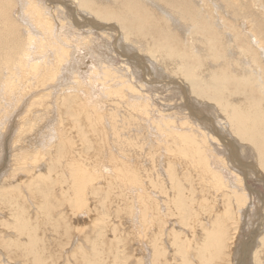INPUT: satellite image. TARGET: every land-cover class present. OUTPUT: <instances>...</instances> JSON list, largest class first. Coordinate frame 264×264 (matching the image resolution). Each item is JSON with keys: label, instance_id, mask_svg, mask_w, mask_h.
I'll list each match as a JSON object with an SVG mask.
<instances>
[{"label": "bare ground", "instance_id": "6f19581e", "mask_svg": "<svg viewBox=\"0 0 264 264\" xmlns=\"http://www.w3.org/2000/svg\"><path fill=\"white\" fill-rule=\"evenodd\" d=\"M188 2L0 0V141L10 138L8 148L16 149V152L10 158L13 167L8 176L13 179V173H25L28 182L19 184L27 189L29 198L33 199L37 209H42L44 220L41 229L43 236L39 237L37 226L32 223L34 220L31 222L26 217L29 208L20 199L25 198L26 194L18 190V185L13 187V183L1 187L3 190L5 187L18 190L16 194L9 196L0 193V213L6 212V219L1 221L13 224L11 226L9 223L13 231L17 232L16 236L13 234L15 238L22 234L28 238L26 244L10 240L8 243H0L4 255L10 257L9 260H19L16 264H49L46 254L52 247L47 245L48 240L44 238V234L48 231L59 239V236L69 233L68 228L62 226L63 219L67 221L66 219L78 216L80 212L81 215L93 212L92 214L97 215L92 225L95 236L88 237L85 233L83 237L91 251L85 253V247L88 246L81 241V245L77 247L80 254L76 259L77 264H119L120 260L114 254V249L123 248L126 252L130 247L129 242H133L129 238L136 235L138 246L148 255L149 250L142 242L145 237L142 235V228L146 236L148 230L154 231V237L151 234L152 239L149 241L153 249L151 264H170V260L177 264L231 262L229 258L226 259V250L232 232H236L238 221L247 215L250 207L254 206L257 212L260 208L254 191L247 184L245 173L253 166L239 160L233 141L228 140L230 137L227 139L225 134L219 136L215 129L211 130L210 126L208 128L197 120L199 109L185 93L183 104L179 106L185 109V114L180 116L181 120L178 118L180 123L168 118L172 113L168 112L167 116L164 112L170 106L159 103L158 97L153 96L155 92L152 94L149 91L146 82L140 78L141 72H136L135 68H142L145 62L148 63V68L153 70V74L149 75L150 83H156L158 78L163 81L166 78L163 74L168 70V75L182 78V81L168 80L169 83L174 82L183 91L186 86L190 94L199 101L214 102L224 115L226 129L229 128L228 131L239 142L252 148L256 167L264 173V37H261L264 29L259 31L264 21L255 15H252V22L256 23L254 27L250 25L252 22L238 24L236 21L240 32H235L232 36L225 29L230 28L231 31L235 22H232V26L229 18L218 14L216 19L220 25L215 22L218 28L214 29L209 18L211 13L198 19ZM260 2L262 3L261 0ZM57 3L60 8L55 7ZM71 6H74V11L70 9ZM230 8L225 9L230 11ZM170 13L175 14L176 19L184 24H176ZM161 14L165 18H161ZM65 18H69L70 22H64ZM220 26L225 29L222 30ZM111 33L116 36L115 43L122 40L130 42L137 46L139 52L149 55L157 63L149 62L151 58L148 60L143 57L140 61L130 50L122 48L121 42L117 49L120 47L122 54L117 55L121 59L125 57L129 69L126 67L121 74V68L113 70L106 65L104 74L100 70L98 72L97 67L100 65L97 66L94 59L97 60L98 55H90L92 45L99 49L98 42H104L101 36L111 38ZM121 33L123 39L119 36ZM235 34L239 35V40ZM242 35L249 37L252 44L249 40L243 43ZM160 64L165 70L163 74ZM91 66L94 72L87 69ZM138 83L141 87H137ZM93 86L96 91L91 89ZM108 96H111L109 98L114 106L109 109L105 101ZM203 105L206 106L201 104ZM155 112L162 120V124L156 128L164 139L161 147L170 157H164L165 178L170 182V190L163 183L158 188L157 180H152V173L149 174L152 170L138 168V163L130 159L132 153L144 150L146 141L143 143L139 140L140 136L127 134L133 129L142 128L139 116L150 118L151 113ZM15 119L17 123L14 130L10 129L13 130L10 137L11 132L7 134L6 130ZM39 122L42 123L41 127ZM211 141L223 142V152L226 153L224 157H218ZM151 151H147V156L154 167L158 159L154 163L156 153L154 150L153 156ZM40 162L45 164V174L41 171V174H34L35 169L41 166ZM257 176L263 180L261 174L258 173ZM32 177H44L48 180L43 187H39L38 181L36 180L38 184L34 183L32 179L35 178ZM9 192L10 190L5 193ZM155 193L165 195L166 201L161 203L163 199L158 200L160 198L154 196ZM114 198L122 202L117 206L119 213L126 208L123 212L127 214V223L129 227L132 226L133 232L132 235L128 234V239L120 241L116 238V244L108 247L103 239L105 215H100V206L105 205L102 203L104 201L112 204ZM89 202L93 206L88 205ZM216 202L221 204V214L218 209L219 212L213 216ZM263 202L262 200L261 207L264 209ZM136 210L142 226L134 228L131 224H134L132 218ZM54 213L62 216V223L51 220ZM117 215L116 218L120 221L122 217ZM167 217H175L196 239L200 237L199 229L202 232L201 240H194L189 248L180 236V233L186 231L173 227L167 233L168 243L173 248L172 259L167 258L169 247L163 241L165 238L162 240L166 233L164 225L168 223ZM35 220L37 221L36 218ZM79 224L77 223L78 226ZM112 232L118 233L115 226ZM251 243L252 240L244 244L242 242V253L237 252L238 258L233 260V264L245 262ZM126 253V258L123 257L125 264H141L142 258L146 256H142L137 263L135 260L138 254L134 257L128 251ZM252 259L254 264H264V234L258 240Z\"/></svg>", "mask_w": 264, "mask_h": 264}, {"label": "rangeland", "instance_id": "374dc122", "mask_svg": "<svg viewBox=\"0 0 264 264\" xmlns=\"http://www.w3.org/2000/svg\"><path fill=\"white\" fill-rule=\"evenodd\" d=\"M58 1V0H57ZM59 1H65V0H59ZM185 1V2H184ZM187 1H189L187 4H188V6L190 7L191 6V10H192V12H196V13H194V15H196V17H198V19L201 17V16H208V14L209 13H211V14H209L210 15V19H211V21H210V23L212 24V26L214 27V29H216L215 27H217L218 28V26H216L215 25V22H216V24L217 25H220L219 23H218V20L216 19V18H218V14L219 15H222V16H224V18H229V22H230V24L233 22H235L234 24L232 23V26L233 27H231V31H229V29L230 28H228V29H225V28H222L221 26V29L222 30H227L228 32H230V33H232V36H234L233 35V33H238L239 34V32H240V29L237 27V25L238 24H240V23H249V22H252L253 21V18H252V15H255V16H258V18L259 19H261V20H263L264 21V12H262L263 11V9H264V0H261L262 1V3L260 2V0H213V3H212V0H187ZM186 0H179V2L180 3H186L187 2ZM223 1V2H222ZM227 1V2H226ZM239 1V2H238ZM204 2V3H203ZM216 2H217V4H216ZM222 2V3H221ZM236 2V3H235ZM251 2H254L253 4H251ZM155 3H157V1H155ZM193 3V4H192ZM233 3V4H232ZM186 4V5H187ZM194 4H198L199 6L197 7V5L195 6ZM201 4V5H200ZM206 4H207V6H206ZM216 4V5H215ZM222 4V5H221ZM225 4H226V6H225ZM230 4V5H229ZM251 4V5H250ZM59 5L60 4H56L55 5V7H59ZM158 5H160L161 7H164L162 4H158ZM212 5V6H211ZM241 5V6H240ZM195 8H193V7ZM232 6V7H231ZM252 6V7H251ZM254 6V7H253ZM256 6V7H255ZM69 7V6H68ZM74 7V6H73ZM72 6H71V8L70 9H74ZM202 7H203V9H202ZM206 7V8H205ZM208 7V8H207ZM221 7V8H220ZM231 7V8H230ZM243 7V8H242ZM246 7V8H245ZM60 8V7H59ZM197 8H200L199 10H196ZM224 8V9H223ZM225 8H230L231 10L230 11H228L229 9H225ZM250 8V9H249ZM258 8V9H257ZM219 9H220V11L222 12H220L219 11ZM75 10V9H74ZM73 10V11H74ZM194 10V11H193ZM203 10V11H202ZM212 10V11H211ZM218 10V11H217ZM248 10V11H247ZM60 11H61V9H60ZM198 11H199V13H198ZM202 11V12H201ZM227 11V12H226ZM238 11V12H237ZM63 12H64V10H63ZM220 12V13H219ZM236 12V13H235ZM262 12V13H261ZM202 13V14H201ZM225 13V14H224ZM252 13V14H251ZM258 13V14H257ZM74 14V13H73ZM193 14V13H192ZM170 15L173 17V19L174 20H176L175 21V23L176 24H178V25H183L184 24V22H182L179 18V20H177L176 18H177V16L175 15V14H172V13H170ZM211 15H213V16H211ZM216 15V16H215ZM242 15V16H241ZM245 15H246V17H245ZM263 17H262V16ZM233 16V17H232ZM237 18H236V17ZM261 16V17H260ZM160 17L161 18H165L164 17V15H160ZM208 18V17H207ZM215 20V21H214ZM70 22V19L69 18H65V20H64V22ZM236 21H238L237 23H236ZM97 22H99V21H97ZM221 22V21H220ZM99 23H102V22H99ZM253 23V24H252ZM250 25L251 26H255V22H252ZM69 25H70V23H69ZM110 26H111V24H109ZM189 25V24H188ZM263 27V28H262ZM262 27H261V29H259V31L260 30H262V29H264V24L262 25ZM233 29V30H232ZM118 32V31H117ZM262 32H264V30L262 31ZM119 33V32H118ZM114 33H111V38H109V37H107V36H104V35H102V34H98V35H102L101 37H102V39H103V41L104 42H102V43H100V42H98V44H97V47H99V49H96L93 45H92V52L90 53V55L91 56H93L95 53L98 55L97 56V60H96V58H94L95 59V62H96V64H97V66L98 65H100V66H98L97 68H98V72H99V70L101 71V73H103L104 74V68L105 67H107L106 65H108V67L109 68H111V69H115V68H117V69H119V68H121L122 69V71H121V69H120V73L122 74L124 71H125V69H126V67L128 66V65H126V63H125V57H122L123 59H121V57H119L118 55L119 54H122V51L120 50H118L117 49V46H120V44H121V42H122V48H124L125 50H130L131 51V53H133L140 61H142L141 59H142V57H143V59L144 58H147L148 60L151 58V57H149V55H147V54H144V53H141V52H139V50H138V48H137V46H135V45H133V44H131L130 42H125L124 40H122L121 42L120 41H118V43L116 42L115 43V41H117V40H115L116 39V36H115V34L113 35ZM188 34V33H187ZM187 34H185V36L187 35ZM121 35V38L123 39V35H122V33L121 34H119V36ZM104 36V37H103ZM115 36V37H114ZM235 36H236V38L239 36V35H236L235 34ZM261 37H264V33L261 35ZM242 40H244L243 41V43L245 42V41H248L249 40V42L252 44V41H251V39H249V37H247V36H244V35H242ZM240 39V37H238L237 38V40H239ZM93 40L95 41V38H93ZM127 43V45L125 46V44ZM112 44V45H111ZM131 45V46H130ZM116 47V48H115ZM95 48V49H94ZM106 49V50H105ZM115 50V51H114ZM136 51V52H135ZM112 52V53H111ZM118 54V55H117ZM99 55H101V56H99ZM99 57V58H98ZM103 60H102V59ZM108 58V59H107ZM85 60H88V59H85ZM100 60V61H99ZM151 60H153L152 58L150 59V61L149 62H153V63H157V62H155V60H153V61H151ZM97 61H99V62H97ZM102 61V62H101ZM144 62V61H143ZM105 63V64H104ZM111 63V64H110ZM262 63V62H261ZM144 64H146V66L144 65ZM143 65H142V68H143V70H142V68H138V67H136L137 68V70H136V68H135V71L136 72H138V73H140L141 72V76H140V78L142 79V80H144L145 82H146V86L148 87V88H150L149 89V91H151L152 92V94H153V96H156V97H158V100H159V103L160 104H162V105H167V106H170V107H168L167 109H165V114H167L168 112V114H170V113H172V115L171 116H169L168 118H171L172 120H174V119H176L177 120V123L181 120V117L183 116V114H185V109H182L181 107H179V106H182V104H183V96H184V93H185V96H188L192 101H193V103H194V105H196V107H198V116L196 117L197 118V120L198 121H200V122H202L203 124H205V125H207L208 126V128H209V126H210V129L212 130V129H215V131L218 133V135L219 136H221V134H225L226 135V138L228 139L229 137V139L228 140H230L231 139V141H233V143H234V145H235V147H236V152H237V156H238V158H239V160L241 161V162H243V163H245V164H247V165H251V166H253V168H249L245 173L247 174L246 175V178H247V180H248V182H247V184L249 185V187H250V190H253L254 191V194H255V196L257 197V201H258V205H259V212H257L256 211V209H255V207L254 206H252V207H250L249 209H248V211H247V215H245V216H243L239 221H238V223L237 224H239L238 225V228H237V230H236V232L235 233H233L232 232V234H231V241L229 242V245H230V247H229V245H228V249L226 250V259H228L229 258V260L231 261V262H229V264H233V260L234 259H237L238 258V255H237V252L239 253L240 252V254L242 253V245L244 244V242H247L248 240H252V243H251V247H249V251H248V254H247V256H246V259H245V262L243 263V264H254V261H253V252H254V250L256 249V247H257V245H258V240H259V238L264 234V209H263V207H261L262 205V200L264 201V173H262L260 170H259V168L258 167H256L257 165H256V161H255V157H254V153L251 151L252 150V148H250L249 147V145H245V144H243V143H241V142H239L238 141V139L235 137V136H233L232 134H231V132L230 131H228L229 130V128H227L226 129V127H225V119H223L224 118V115H223V113H221L220 112V109H219V107L218 106H216L215 104H213L214 102H212L211 103V101H206V102H203V100L201 101H199V99L198 98H196L195 96H192L191 94H190V91H189V89L185 86L184 87V91L183 90H181V89H179V86L178 85H176L174 82L177 80V81H182L181 79L182 78H180V77H176V76H172V74H169L168 75V70H166V72H165V70H164V68H163V66L161 65V67L159 66V65H157V67L159 66L160 68H162V74H163V76L164 77H166V78H164L163 79V81H162V79L161 78H158V80L156 81V83L155 82H153V83H150V78H149V75L151 76L152 74H153V70L152 69H149L148 67H149V64L148 63H144ZM148 64V65H147ZM120 65V66H119ZM111 66V67H110ZM93 66H91V67H88L87 69L88 70H94V68H92ZM100 67H101V69H100ZM129 67H131V66H129ZM103 68V69H102ZM128 68V67H127ZM129 69V68H128ZM149 71H150V73H149ZM94 72V71H93ZM98 72H96V73H98ZM147 73V74H146ZM170 73V72H169ZM146 74V75H145ZM143 75V76H142ZM171 75V76H170ZM145 78V79H144ZM178 78V79H177ZM254 79V78H253ZM168 80H173L174 82H170L169 83V81ZM100 84V82H93V84ZM118 83H120V82H118ZM182 83H184V82H182ZM98 84V85H99ZM154 84H155V86H154ZM158 84V85H157ZM164 86H163V85ZM167 84V85H166ZM150 85V86H149ZM153 86V87H152ZM161 86H163V87H161ZM177 86V87H176ZM137 87H141V85L138 83L137 84ZM157 87V88H156ZM178 88V89H177ZM91 89H93V91H96L95 90V86H93V88H91ZM141 89H143V88H141ZM255 89H257L256 87H255ZM162 90V91H161ZM167 90V91H166ZM170 90V91H169ZM97 91H98V89H97ZM144 91V90H143ZM169 91V92H168ZM158 92H160V93H158ZM257 92V91H256ZM168 93V94H167ZM170 93V94H169ZM258 93V92H257ZM182 94V95H181ZM259 95V94H258ZM179 96H181V97H179ZM260 96V95H259ZM111 98V96H108V97H106L105 98V101H106V103H107V108L109 109V108H113L114 106H113V103L111 102V100H110V98ZM192 97H194V98H192ZM261 97V96H260ZM108 99V100H107ZM198 99V100H197ZM237 99V98H236ZM240 99H242V97L240 98ZM118 100H120L119 98H118ZM108 101V102H107ZM180 103H179V102ZM6 102V101H5ZM203 102V103H202ZM112 103V104H111ZM208 103H210L209 105H207ZM200 104V105H199ZM201 104H206V106L205 105H203V106H205V107H203V106H201ZM213 104V105H212ZM201 106V107H200ZM212 106V107H211ZM173 107H176V108H174L173 109ZM217 107V108H216ZM172 108V109H171ZM216 108V109H215ZM213 109V110H212ZM155 110H156V108H155ZM172 111V112H171ZM175 111H177L176 113H174ZM215 111V112H214ZM203 112V113H202ZM121 113H124L123 111H121ZM174 113V114H173ZM157 113L155 112V113H151V116H150V118L148 117V118H144V117H141L140 118V116H139V120H141V126H142V128L141 129H133V131L130 133V134H127L128 136H131L132 134L133 135H137V136H140L141 138H139V140L141 141V142H143V143H145V141H146V143L144 144V150L142 151L143 152V154H142V152L140 153V151H137V152H135V153H132L131 154V156L132 157H134V158H131V156H130V159L133 161H135V163L137 164V165H139L138 166V168L139 167H144V168H149L150 170H152L151 172H149V174H151L152 175V177H151V179L152 180H157V184H158V188H160V185H161V183H163L164 184V186L166 187V188H168L169 190H170V182L165 178V164H166V158L168 157V152L163 148V147H161V145L163 146V144H162V142L164 141V139L163 138H161V135H160V133L158 132V130L156 129V128H158V126H160L161 124H162V120H161V118H160V116L157 114ZM168 114H167V116H168ZM200 114V115H199ZM205 116H204V115ZM175 117H174V116ZM221 115V116H220ZM181 116V117H180ZM215 116V117H214ZM177 117V118H176ZM208 117V118H207ZM180 120H179V119ZM205 118V119H204ZM149 119V120H148ZM160 119V120H159ZM215 119V120H214ZM17 119H15V120H13V123H12V125L11 126H9V129H7L6 130V133L7 134H9L10 132H11V136L10 137H12V134H13V130H14V128H15V124L17 123V121H16ZM153 120L155 121V122H153ZM179 120V121H178ZM145 121V122H144ZM222 122V123H221ZM180 123V122H179ZM214 123V124H213ZM215 123H217V124H215ZM40 124H41V126H42V123H40L39 122V126H40ZM147 124H148V127H147ZM221 124H223V125H221ZM154 125V126H153ZM158 125V126H157ZM216 125H217V127H216ZM40 126V127H41ZM219 126V127H218ZM149 127H150V129H149ZM152 127V128H151ZM11 128H13V130L12 131H10V129ZM223 129V130H222ZM10 131V132H9ZM208 131V130H207ZM149 132H150V134H149ZM158 134H157V133ZM209 132V131H208ZM146 133V134H145ZM142 134V135H141ZM31 135H33V133L31 134ZM34 135H36V134H34ZM132 135V136H133ZM7 136V135H6ZM9 136V135H8ZM232 137V138H231ZM131 138V137H130ZM152 138V139H151ZM10 139V138H9ZM9 139H5V141H0V146H1V150H0V193L1 192H3L4 193V196L6 195H12V194H16V192L19 190H21L24 194H26V196H25V198H20L22 201V203H26V205H27V207L29 208V209H27V211H28V215H26V217L28 218V219H31L30 221L32 222L33 220H34V222H32V223H34V224H36V226H37V230L39 231L38 232V234H39V237H41V236H43L42 235V233H41V229L43 228L42 227V225L44 224V223H42L44 220H43V211H42V209L41 210H38L37 209V206L34 204V202H33V199H30L29 198V195H28V191H27V189L26 188H23V186H22V184H23V182H26L27 181V179H26V175H24L25 173H13V175H14V178L13 179H11V177H9L8 175L11 173V168L13 167V164H11V162H10V158L12 157V153H14V152H16V151H14V150H16V149H9L8 148V145L9 144H7V143H9ZM155 139V140H154ZM160 139V140H159ZM226 140V139H225ZM224 140V141H225ZM162 141V142H161ZM161 142V143H160ZM212 142V145H214V147H215V151L217 152V155H218V157H224L225 155L224 154H226V153H224L223 152V149H224V146L222 145V143L223 142H219V143H215V142H213V141H211ZM152 144V145H151ZM237 144V145H236ZM242 145V146H241ZM149 146V147H148ZM159 146H160V148H159ZM219 146V148H217ZM2 147H3V149H2ZM249 147V148H248ZM162 148H163V150H162ZM157 149H160V150H158L157 151ZM250 149V150H249ZM8 150V151H7ZM11 150V151H10ZM13 150V151H12ZM152 150V151H151ZM154 150H155V153H156V155L154 156ZM164 150H165V152H164ZM147 151L149 152V151H151V152H153V156H154V158H153V161H154V163H156L157 161V165L155 164L154 165V167L153 166H151V161H150V159L148 158V156H147ZM251 151V152H250ZM139 153H140V155H139ZM145 153V154H144ZM135 154V156H133ZM139 155V156H138ZM144 155V156H143ZM138 156V157H137ZM135 157H137V158H135ZM143 158V159H140L139 160V158ZM164 157H165V159H164ZM168 158H170V157H168ZM158 159V160H157ZM137 160V161H136ZM139 160V161H138ZM157 160V161H156ZM165 161V162H164ZM146 162L148 163V164H146ZM41 165V166H40ZM39 168H36L35 169V171H34V174L35 173H40L41 174V172H42V174L44 173L45 174V170H43L44 168H45V164H43V162H40L39 163ZM150 166V167H149ZM250 167V166H249ZM154 169H156V170H154ZM2 170H3V172H2ZM41 171V172H40ZM162 171V172H161ZM179 171H180V168L178 167V169H177V172L179 173ZM260 171V172H259ZM158 172V173H157ZM256 173H257V175H258V173L259 174H261L262 176H263V180L261 181V179L259 178V176H257L256 175ZM158 174H159V176H158ZM163 175V176H162ZM253 175V176H252ZM12 176V175H11ZM53 176V175H52ZM256 176V177H255ZM54 177V176H53ZM258 177V178H257ZM32 178H35V179H32L33 180V182L34 183H37V181H38V183H39V187H43L44 186V184H45V182L48 180V179H44V177H42V178H40V179H42V180H40L39 179V177H38V179H36V177H32ZM256 178V179H255ZM20 180V181H19ZM25 180V181H24ZM35 180V181H34ZM37 180V181H36ZM162 182H161V181ZM168 182H167V181ZM19 182H21L22 184H19ZM28 182V181H27ZM252 182V183H251ZM8 183H13L12 184V186L13 187H16L17 185L19 186V187H17V188H19L18 190H13L12 188H9V187H5L4 188V190L3 189H1V187L2 186H5V185H7ZM17 183V184H16ZM37 183V184H38ZM22 187H21V186ZM158 188H156V190H158ZM10 190V192H9V194L7 193H5V192H8ZM11 191H12V193H11ZM155 192V191H154ZM169 192V191H168ZM170 194H171V191L169 192ZM154 196H156L157 198H160V199H158V200H162L161 201V203H163V201L165 202L166 201V196L165 195H159V194H157V193H155V195ZM21 197V196H20ZM112 197V196H111ZM112 199V198H111ZM111 199H110V201H111ZM32 200V201H31ZM120 200V199H119ZM119 200H117L116 198H114V200L112 201L113 203L112 204H108V203H105V201L104 202H102L103 204H105V205H103V206H100V215H101V213H102V215H105L104 217H103V220H104V218H105V223H104V229H103V239H104V241H106V243L108 244L107 246L109 247V246H112L113 247V245L114 244H116V238L119 240L120 239V241H121V239H123V238H127L128 239V234L129 235H132L131 233L133 232V230H132V226H130L129 227V224L127 223V220H128V218H127V214L125 215V209L126 208H123L124 210V212L123 211H121L120 213H119V210H118V205H119V202L120 203H122L121 201H119ZM91 202H89L88 203V205H90V206H93V204L91 203ZM264 203V202H263ZM110 205H112L111 207H110ZM210 205V204H209ZM221 204H219L218 202H216V204H215V208L213 209V211H215V212H213L212 214H213V216H215L217 213L216 212H219V210H220V213L219 214H221V206H220ZM108 206V207H107ZM34 207V208H33ZM218 207V208H217ZM112 208H114V209H112ZM164 208V207H163ZM33 209H34V211H33ZM110 209H112L111 211H110ZM219 209V210H218ZM263 209V210H262ZM101 210H102V212H101ZM109 210V211H108ZM138 210V209H137ZM134 211V217L132 218L133 219V221H134V224H131V225H133V227L134 228H136L137 226H142L141 225V223H140V220H139V213L137 214V212L138 211ZM164 210V212H166L165 211V209H163ZM39 212V213H38ZM110 212H112L113 214H111ZM2 213V214H1ZM0 213V221L1 220H3V219H6L5 218V216H6V212H1ZM38 213V215L37 216H35L36 214ZM85 213V212H84ZM93 212H91V214H88V215H81V212L79 213V215H80V217H78L77 215L74 217H72L70 220L69 219H66L67 221H64L65 219H63L62 218V216H60V215H57V214H55L54 213V215L52 214V218H51V220H53L55 223H58L59 224V221H61V223H62V219H63V227L65 228V229H67L68 230V232L69 233H67V235H64L63 237H61V236H59L58 238L59 239H57V236L56 237H54L55 235H53L52 236V233H50V232H46L45 234H44V231H43V234H44V238H46V240H48V242H46L47 243V245L48 246H51L52 247V249L50 248V250H49V252H52V253H49V252H47V254H46V256L48 257V263L49 264H54V262H55V264H77V262H76V259H77V257H80V254H79V252L77 251V247L78 246H80L81 245V241L86 245V246H88V244H86V240H85V238H83L86 234L85 233H87L88 235V237H94L95 236V234L92 232L93 231V229H92V225H93V220L95 219V218H97V215L95 216L94 214H92ZM122 213V214H121ZM4 214V215H3ZM34 214V215H33ZM117 214H119L120 215V217H122L121 218V220L119 221L116 217L118 216ZM163 215H164V213H162ZM259 216H258V215ZM262 215H263V217H262ZM4 216V217H3ZM34 216V217H33ZM56 217V218H55ZM90 217V218H89ZM250 217H252V218H250ZM35 218L37 219V221L35 220ZM137 218H138V220H137ZM254 218V219H253ZM56 219V220H55ZM166 219V218H165ZM263 219V220H262ZM57 220H59V221H57ZM77 220H79L78 222H77ZM83 220V221H82ZM246 220V221H245ZM6 220H4V221H1L0 222V243L1 242H5V243H8L9 242V240L10 241H14V243H17V244H22V243H24V244H26L27 243V241H28V238L26 237V235H24V234H22V236L21 237H19V238H15V236L17 235V232H15V231H13V228H11L10 227V225H9V223L8 222H5ZM35 221H36V223H35ZM39 221V222H38ZM69 221V222H68ZM82 221V222H81ZM114 221V222H113ZM137 221V222H136ZM4 224H3V223ZM166 222H168L166 225H164V229H165V231H166V233H164V235L162 236L163 238H162V240L164 241V242H166V244H167V246L169 247V248H167V258L168 259H172L173 258V255H172V250H173V248L170 246V244L168 243V240H167V233H169L170 232V230L173 228V227H175V228H177V229H179L180 228V230H182V231H186L185 233H180V236H182V239L185 241V243L186 244H188V246H189V248H190V246H191V244L193 243V241L195 240V241H200L201 239H200V237H201V231H200V229H199V233H200V237L198 238V239H196V237H193L192 235H191V232H190V230H188V229H185V228H183L181 225L182 224H180L179 222H178V220L174 217V218H168L167 217V220H166ZM8 223V224H7ZM67 223V224H66ZM77 223H80L79 224V226H82L83 225V227H79L78 225H77ZM122 223H123V225H122ZM11 224V223H10ZM70 224V225H69ZM128 224V225H127ZM174 224H176V225H174ZM206 224V223H205ZM260 224V225H259ZM262 224V225H261ZM90 225V226H89ZM118 225V226H117ZM122 225V226H121ZM136 225V226H135ZM11 226H13V224H11ZM89 226V227H88ZM115 226V228L117 229V231H118V233L116 234V233H113L112 232V230H113V227ZM233 227H234V225H232ZM77 227V228H76ZM109 227V228H108ZM207 227H209V226H207ZM2 229H3V233H2ZM154 229V228H153ZM70 230H71V232H73L72 234H71V232H70ZM196 231H197V229H195ZM6 231V232H5ZM134 231H136L137 232V230H135L134 229ZM144 229L142 228V235L143 236H145L144 237V240L142 241V242H144L143 244H145L146 245V247L148 248V250H149V254L148 255H146V252L145 253H143L142 252V248H140L139 246H138V242L136 241V238L135 237H137V235L136 236H131V238H129V239H132L133 240V242H129V249L127 250L128 251V254L129 255H133L134 257H135V255L136 254H138L139 256L137 257L136 256V262L139 260V259H141L142 258V256H145L144 258H142V261H141V264H151L150 262H151V253H152V247H151V245L149 244L150 242L149 241H151V239H152V235L154 234L153 232H151V230L149 231H147V236L146 235H144ZM261 231V232H260ZM9 234H8V233ZM14 232V233H13ZM139 232V231H138ZM199 233H198V235H199ZM238 233V234H237ZM5 236V238H4V236ZM15 236H14V235ZM49 234V235H48ZM85 234V235H84ZM152 234V235H151ZM234 234V235H233ZM259 234H261V235H259ZM7 235H9V236H7ZM114 235H116V236H114ZM149 235V236H148ZM156 235V234H155ZM158 235V234H157ZM160 235V234H159ZM197 235V234H196ZM259 235V236H258ZM11 236V237H10ZM51 236H52V238H51ZM165 236V237H164ZM74 237V238H73ZM139 237V236H138ZM151 237V238H150ZM153 237H154V235H153ZM21 238V239H20ZM234 238V239H233ZM20 239V240H19ZM236 239V240H235ZM248 239V240H247ZM254 239V240H253ZM19 240V241H18ZM161 240V241H162ZM167 240V241H166ZM234 240H235V242H234ZM55 241H56V243H55ZM59 241H62L61 243L63 244V245H61V243L59 242ZM70 241V242H69ZM179 242H182L180 239L178 240ZM237 241V242H236ZM243 242V244H242V242ZM55 243V244H54ZM74 243V244H73ZM231 243V244H230ZM73 244V245H72ZM53 246L55 247V248H53ZM73 248V250H70V249H72ZM58 249V250H57ZM61 250H63V251H61ZM106 250H107V248H106ZM228 250H230V251H228ZM235 250H237V251H235ZM240 250V251H239ZM91 250H90V247L88 246L87 248L85 247V250H84V252L85 253H89ZM126 251V252H127ZM125 251L123 250V248H118V249H114V254H116L117 255V257H118V259L120 260V263L119 264H125V262H124V260L123 259H125L126 257L124 256V255H126L127 253L125 252ZM236 252V253H235ZM5 256L4 255V251H3V248L1 247V244H0V264H16L19 260H17V259H15V261H12V260H9L10 259V257L9 256H5V257H3V256ZM232 255V256H231ZM58 256V257H57ZM150 256V257H149ZM116 257V258H117ZM123 257H125V258H123ZM147 257V258H146ZM177 257V256H176ZM5 258H6V260H5ZM178 258V257H177ZM248 258V259H247ZM8 259V260H7ZM178 259H180V257L178 258ZM225 259V260H226ZM105 260V259H104ZM107 260V259H106ZM179 261V260H178ZM15 262V263H14ZM139 262V261H138ZM137 262V263H138ZM223 264H225L224 262H222ZM170 264H177L176 262H173V261H171L170 260Z\"/></svg>", "mask_w": 264, "mask_h": 264}]
</instances>
